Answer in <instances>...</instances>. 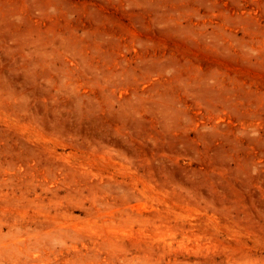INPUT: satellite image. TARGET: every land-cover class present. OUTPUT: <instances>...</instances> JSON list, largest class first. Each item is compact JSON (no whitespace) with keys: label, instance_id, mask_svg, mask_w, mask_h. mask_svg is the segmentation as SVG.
Returning <instances> with one entry per match:
<instances>
[{"label":"rangeland","instance_id":"1","mask_svg":"<svg viewBox=\"0 0 264 264\" xmlns=\"http://www.w3.org/2000/svg\"><path fill=\"white\" fill-rule=\"evenodd\" d=\"M0 264H264V0H0Z\"/></svg>","mask_w":264,"mask_h":264}]
</instances>
